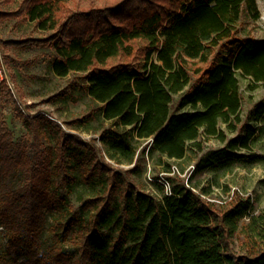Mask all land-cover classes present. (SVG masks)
<instances>
[{"label":"trees","instance_id":"trees-1","mask_svg":"<svg viewBox=\"0 0 264 264\" xmlns=\"http://www.w3.org/2000/svg\"><path fill=\"white\" fill-rule=\"evenodd\" d=\"M71 1L24 0L18 12H0V20L21 16L56 31L6 44L51 45L58 77L85 74L95 104L85 120L112 123L100 142L119 165L135 158L119 129L150 141V155L184 161L203 149L202 131L217 137L221 123L235 129L241 122L238 75L264 85V39L241 37L239 25L245 13L261 18L257 0H116L89 12L75 11ZM187 87L174 112L175 96ZM59 129L52 128L54 148L30 151L0 121L6 263L264 264V209L250 197L235 192L224 203L209 201L179 177L182 168L167 164L168 176L156 184L159 201L111 173L90 143ZM222 154H210L209 164ZM76 185L87 194L78 208L70 199Z\"/></svg>","mask_w":264,"mask_h":264},{"label":"rangeland","instance_id":"rangeland-1","mask_svg":"<svg viewBox=\"0 0 264 264\" xmlns=\"http://www.w3.org/2000/svg\"><path fill=\"white\" fill-rule=\"evenodd\" d=\"M23 2L0 0V12H18ZM115 2L73 0L70 7L78 12H89ZM257 5L261 18L254 21L245 13L239 24L241 37L264 39V0H257ZM54 34L56 31L42 30L37 22L22 21L21 16L0 20V121L8 125L17 144H28L30 151L35 148L48 151L56 144L52 128L59 125L60 136L64 133L77 135L81 143H90L98 156L109 164L111 173L119 174L127 184L150 193L159 201L162 194L156 184L168 176L164 168L172 164L177 173L182 168L179 177L186 184L195 186L196 191L203 193L209 201L224 203L239 192L252 199L257 211L264 209V113L258 116V110L264 107V85L254 86L250 78L238 75L241 122L235 129L221 123V134L217 137L205 136L202 131L199 140L203 142V149L189 151L184 161L174 162L166 157L160 159L157 154L150 155V141L131 136L130 129H119L122 138L135 149L134 162L119 165L110 160L100 142L105 130L114 129L112 123L101 118L85 120L95 108L86 92L85 74L70 73L58 77L53 71L56 55L51 45L20 48L6 44L10 40L47 39ZM188 93L187 87L175 96L174 112L178 111L181 98ZM247 136V146H243ZM232 141L235 142L233 148L230 147ZM71 143L76 144L72 140ZM219 151L223 152L222 159L210 165V154ZM171 177L175 176L172 174ZM75 190L70 199L78 208L87 194L80 185H76ZM2 231L0 227V264H8L2 258L6 243ZM44 242L45 248L52 244L47 235Z\"/></svg>","mask_w":264,"mask_h":264},{"label":"built area","instance_id":"built-area-1","mask_svg":"<svg viewBox=\"0 0 264 264\" xmlns=\"http://www.w3.org/2000/svg\"><path fill=\"white\" fill-rule=\"evenodd\" d=\"M169 185L168 184H166V188H167V190L169 191V187H168Z\"/></svg>","mask_w":264,"mask_h":264}]
</instances>
